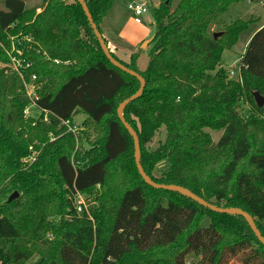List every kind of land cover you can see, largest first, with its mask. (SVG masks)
I'll use <instances>...</instances> for the list:
<instances>
[{
    "label": "trees",
    "instance_id": "16d2710c",
    "mask_svg": "<svg viewBox=\"0 0 264 264\" xmlns=\"http://www.w3.org/2000/svg\"><path fill=\"white\" fill-rule=\"evenodd\" d=\"M239 1L161 0L152 8L145 70L136 66L139 52L128 63L110 53L145 79L141 96L123 109L145 173L218 207L246 211L264 237V105L253 96L264 97V24L240 57L239 81L228 77L222 53L251 20L233 21L216 38L210 32ZM85 2L102 34L115 0ZM2 4L0 61L9 60L6 49L19 38L22 52L13 54L30 65L24 79L0 68V264H28L34 256L32 264H178L192 250L201 251L197 264H264V246L242 216L212 211L141 178L133 139L117 115L140 81L109 62L77 0H43L39 13L26 0ZM32 76L36 119L23 114L24 82ZM241 102L250 108L245 117ZM77 112L96 130L88 148L78 149L63 123L76 126ZM162 127L164 140L148 150ZM206 129L223 133L213 142ZM30 145L40 153L24 168L20 159ZM162 161L168 168L156 176ZM97 186L98 205L90 216L77 215L75 191L92 194ZM15 191L19 196L7 202Z\"/></svg>",
    "mask_w": 264,
    "mask_h": 264
},
{
    "label": "rangeland",
    "instance_id": "374dc122",
    "mask_svg": "<svg viewBox=\"0 0 264 264\" xmlns=\"http://www.w3.org/2000/svg\"><path fill=\"white\" fill-rule=\"evenodd\" d=\"M146 1L149 6V11L141 16V22L136 23L134 21V13L128 7L129 4H136ZM161 0H115L111 9L108 11L106 17L104 18L101 24V32L103 37L106 40V44L109 50L113 53L112 48L114 45H117L121 50L117 51V56L120 60L124 62H130V56L132 53L139 52V55L136 58V66L139 70H145L148 62V53L150 45H147L145 48H142V44L151 39L155 33L154 27V18L152 13V8L157 7ZM43 4V0H26V5L28 7H37L36 12L39 13L41 8L38 6ZM0 9H4L2 0H0ZM247 21L251 20L248 25V29L244 31L238 41L229 48H225L222 53V66L226 71L228 69H236L239 65L240 57L243 54L244 44L249 35L257 28V26L264 21V0H242L236 3L231 4L225 13H223L215 24H212L210 28L211 33L223 31L230 23L235 20ZM26 39V38H22ZM18 40V41H17ZM11 48L6 49V52L9 56L7 62L0 61V68L5 69L6 73H16L22 79H24V70L27 68L25 61L15 56L13 53L21 54L23 44L20 42L19 38H12ZM228 75V74H227ZM235 80V78H230ZM25 81V80H24ZM24 82V96L27 97L25 91ZM29 100V99H28ZM27 114L23 112L25 118L34 117L35 119L39 116L40 111L35 106H30L29 104ZM239 112L241 116L245 117L250 113V108L246 102H241L239 107ZM86 115L82 112H77L73 116V120L76 123V126L80 128L78 135H76V141L78 149L88 148V139L92 140L95 137L96 130L92 123H84L86 120ZM211 137L213 142H216L223 133V130H205ZM165 129L162 127L152 138V141L147 144V149L150 151L155 150L158 145L165 138ZM51 136V140L54 138ZM40 150H36L33 145L28 147V155L20 159L22 166L29 167L36 160L39 155ZM34 154V161L30 163L32 158L27 162L30 163L25 165L23 159ZM168 168V163L165 161L160 162L154 170V174L158 176L162 170ZM96 196H99V186H97L92 194L82 193L81 200L84 201L85 209L82 212L86 211L87 215H91V208L98 205ZM78 202V199H77ZM76 200L74 201L75 206H77ZM76 209V208H75ZM82 212L76 210L77 215H81ZM66 217H69L66 215ZM203 225L208 226V220L203 221ZM201 251L192 250L181 254L178 258V264H197L201 260ZM38 256H34L28 261V264H32ZM230 264H237L233 260Z\"/></svg>",
    "mask_w": 264,
    "mask_h": 264
},
{
    "label": "water",
    "instance_id": "95a60500",
    "mask_svg": "<svg viewBox=\"0 0 264 264\" xmlns=\"http://www.w3.org/2000/svg\"><path fill=\"white\" fill-rule=\"evenodd\" d=\"M77 2L81 5L85 16L87 17V20L99 42V45L102 49V51L104 52L106 58L109 60V62L114 65L115 67H117L118 69L122 70L123 72L137 78L140 81V87L138 89V91L131 95L130 97H128L127 99L123 100L120 105L117 108V115L119 117V119L121 120L122 124L124 125V127L126 128V130L128 131V133L131 135L133 142H134V159H135V165L136 168L138 170L139 175L141 176V178L145 181V183H147L148 185L157 188V189H164V190H168V191H174V192H179L183 195H186L188 197H190L191 199H193L194 201H196L197 203H199L200 205L207 207L209 209H211L212 211L218 212V213H225V214H232V215H240L242 216L247 223L249 224L250 228L252 229V231L254 232L255 236L258 238V240L263 244L264 246V237L261 235L259 229L257 228L253 217L247 213L246 211L238 208V207H218L210 202H207L206 200H204L203 198L199 197L198 195L194 194L193 192H191L190 190L183 188L179 185H167V184H158L156 182H154L144 171L141 162H140V143H139V138L138 135L136 133V131L134 130V128L126 121V119L123 116V109L124 107L131 101L139 98L143 92L144 86H145V79L136 71L128 68L126 65L122 64L119 60H117L116 58H114L111 53L110 50L105 42V39L103 38L102 34L100 33V31L98 30L96 24L93 21V18L91 16V13L87 7V4L85 2V0H77ZM222 32H215L213 33V37L216 38L217 36L221 35ZM153 37L147 41H145L142 44V48H145L147 45H149V43L152 41ZM253 96H254V100L255 103L258 107H262L264 105V97H262L258 92H253ZM19 196V193L17 191L13 192L7 199V202H11L13 199L17 198Z\"/></svg>",
    "mask_w": 264,
    "mask_h": 264
},
{
    "label": "built area",
    "instance_id": "2783aa9c",
    "mask_svg": "<svg viewBox=\"0 0 264 264\" xmlns=\"http://www.w3.org/2000/svg\"><path fill=\"white\" fill-rule=\"evenodd\" d=\"M128 7L133 11L134 21L136 23H140L141 22V16L149 11V6H148V3L146 1L141 2V3H136L134 5L129 4ZM29 65H30V63H27L26 67H28ZM227 74H228L229 78H235L237 81H239L241 78L240 77V65H238V67L236 69H234V68L228 69ZM34 79H35V76H32V80L28 83H25V91H26L27 98L29 99V105L30 106H34V101L36 99H38L37 92H36V84L34 82ZM27 110H28V106L25 107L24 113L27 114ZM63 123H64V125H66L68 127V131H71L75 136L78 135L80 128H78L77 126H71L69 124V121H64ZM31 158L33 160H31L30 163L32 161H34V159H35L34 154L23 159L22 161L25 165H28L30 163H27V162ZM73 197H74V201L76 200V202L78 199V202H77L78 204H77V206H75L76 210H78L79 212H82V210L85 209L84 201L81 200L82 193L79 191H75ZM84 212H86V211H84Z\"/></svg>",
    "mask_w": 264,
    "mask_h": 264
},
{
    "label": "crops",
    "instance_id": "0c3cea01",
    "mask_svg": "<svg viewBox=\"0 0 264 264\" xmlns=\"http://www.w3.org/2000/svg\"><path fill=\"white\" fill-rule=\"evenodd\" d=\"M264 24V21L263 22H261L258 26H257V28L251 33V35L261 26V25H263ZM220 32V31H219ZM251 35H249V37L247 38V40L245 41V44H244V50L243 51H245V48H246V46H247V44H248V41H249V39H250V37H251ZM116 49H117V51H119V50H121L119 47H117V45H114V47L112 48V51H113V53L115 54V56L118 58V56H117V53L118 52H116ZM119 49V50H118ZM244 53V52H243Z\"/></svg>",
    "mask_w": 264,
    "mask_h": 264
}]
</instances>
